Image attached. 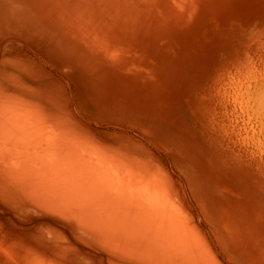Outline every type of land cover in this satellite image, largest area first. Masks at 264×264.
<instances>
[{
	"label": "bare ground",
	"instance_id": "1",
	"mask_svg": "<svg viewBox=\"0 0 264 264\" xmlns=\"http://www.w3.org/2000/svg\"><path fill=\"white\" fill-rule=\"evenodd\" d=\"M202 2L203 0H0V201L23 212L33 210L35 217L50 219L53 216L59 223L67 224L75 234L90 238L94 244L105 248L115 264H231V261L234 264H264L263 71L260 75L256 70L257 76L249 75L252 71L246 72L236 80L232 79L233 76L218 74L216 83L211 84V104L201 114L203 113L207 122L212 123L213 119L211 126L219 134L217 137H221L224 143L227 141L228 144H233L230 146L234 152L221 160H205V170L215 171L220 184L224 186L217 193L220 202L215 211L208 207L206 201L197 199L201 213L207 218L204 219L209 222L202 224V215L198 209L193 206V212H190V208L183 204L186 200H178V196L170 188L165 170L164 173L161 169L157 170L143 163L136 158V152L117 143L118 139L108 141L111 138L105 140L104 137H99L100 134L92 133L86 119L74 109L73 98L76 97L73 95L69 94V100L63 101L61 97L49 93L51 87L49 92L44 90L53 83L48 81L43 89L45 80L51 78L42 79L40 68L44 61L32 57L38 56V53L40 56L43 48L49 52L44 50L45 57L52 62L68 56L74 65L82 67L80 69L88 81L91 77H101L108 73L141 78L148 70L145 48L151 47L160 56V41L164 33L168 29L174 31L170 20L165 21L166 16L171 13L170 19L181 20L174 15L173 10L184 5L185 11H192L194 6L201 5ZM221 6L223 8L224 5ZM233 18L236 17L230 19ZM154 19L167 23V27L165 24L159 28L153 27L151 21ZM187 26L177 28L176 32L188 38L185 33L190 28ZM11 36L18 37L22 43L28 41L29 46L39 45L37 48H28V43L25 45L28 46L29 56L21 57L22 65L15 58L16 51L12 50L13 54L5 50ZM77 45H81L83 52ZM66 49L70 52L68 55ZM193 49H197L203 58L201 64L207 69L206 57L211 56L215 46H204L193 41L190 47L185 48V53ZM177 52V49L174 50L175 54ZM172 58L174 57L170 61ZM231 67L222 65L220 70H231ZM36 76L39 80L37 83L33 80ZM165 77L164 75L163 82ZM77 79L79 82V77ZM191 80L193 82L195 78ZM70 91L71 89L69 93ZM61 95L63 96L62 93ZM67 102L73 103L70 104L72 108H68ZM205 103L204 100V105ZM92 105L93 108L95 105ZM86 106L85 104L84 108ZM78 120L85 122L83 124L89 128L74 122ZM248 164L253 165L254 175L244 172V166ZM183 171L187 173L186 169ZM226 175L229 176L228 179ZM176 176L182 185L181 189L184 188L187 193L182 175ZM186 179L191 185L192 178L186 175ZM180 195L182 196L181 192ZM188 200L191 201L190 197ZM28 222L30 220L27 219ZM210 222L214 225L215 232L219 229L216 237L219 247L213 243L206 227ZM23 238L19 240L22 241ZM13 241L16 242L14 239ZM37 244L43 245L41 238ZM45 245L53 249L51 241H46ZM45 245L44 254L48 251ZM83 250L80 248L81 253ZM62 252L54 253L51 258L42 254L39 255L40 259L29 258L30 255L20 259L17 254L19 259L13 264H65L63 258L66 251ZM101 252L96 251L95 254L99 256ZM78 258V263L83 260Z\"/></svg>",
	"mask_w": 264,
	"mask_h": 264
},
{
	"label": "rangeland",
	"instance_id": "2",
	"mask_svg": "<svg viewBox=\"0 0 264 264\" xmlns=\"http://www.w3.org/2000/svg\"><path fill=\"white\" fill-rule=\"evenodd\" d=\"M190 1L194 2L196 0ZM227 1L228 0H203L202 3L204 4L200 3L202 6H194V10L192 11L190 9L185 11V6L181 5L180 9L173 10L174 15L181 18V20L178 21L170 19L172 18L171 13L169 14V16H166L165 21L167 19L170 20V25L174 26L172 27L174 31H170V29H168L164 33L160 41L162 55L160 54V56H158L157 51H153L151 47L145 48V54L147 55H145V58L148 63V70L144 74L146 75V77L144 75L140 78L125 74L108 73L106 74L107 76L104 75L101 77H91L90 81H88L85 77L84 72L80 69L82 67L74 65L73 62L69 60L68 56L64 59L57 58V63L49 61V58L45 57L44 50L49 53L45 48H43V50L41 51L42 53H40V56L39 53L38 56H32L35 58H40L41 61L45 62H43L42 68H40V70L42 71V79L45 80L46 77L51 78L45 80L46 82H44L43 89L45 88V85L48 81H51L53 83V86L51 85L44 90L49 92L51 87V91L49 93L53 94L56 97H61L63 101L69 100V94L73 95L77 99L73 98L72 96L73 100L75 99L76 101H73L74 104L72 102H67L68 108H72L71 105L73 104L74 109H77L76 111L79 112L78 114L86 119L85 122L87 121V125H90L92 127V129L90 127L92 133L97 135L100 134L101 136L99 135V137H104L103 139L111 138L108 141H114L118 139V142H115L120 143L125 147H129L131 150L136 152V158L142 160L143 163L151 165L154 169H161L160 171L162 172H164L165 170L166 173H164L167 175V177H169L168 182L170 188L176 193V195L178 196V200H180V202L186 200L185 203L183 202V204H186L185 206L188 209L190 208V212H193V206H195L198 209L199 213L202 215L200 216V218L202 219L200 220V222L202 224L209 222H206L205 219L207 218H205V216L201 213L197 199L206 201L208 207L215 211V207L218 208L220 202L217 198V193L219 192L221 187L224 186L220 184L219 176L215 171L205 170L204 167H206L205 164L207 162L205 160L211 162L215 161V159L221 160L224 156L231 155L234 152L233 148L230 146L233 144H228L227 141L224 143L221 141V137H217L218 133L215 131L214 126H211L214 122L213 119H211L212 116L209 114L212 123L207 122L204 116H202L204 110H206V107L211 104V84L212 82L216 83L218 74L230 75L233 76V80H236L242 74H246V72L252 71V73L249 75L254 76H257L256 70L260 75L264 72V0H230L228 1V4ZM215 2L219 5L215 4ZM220 4L224 5L223 8ZM203 5L207 8H205ZM232 17H236L237 19H230ZM163 24H165L167 27V23H162L158 19H154L151 21V25L155 28H159ZM186 26L190 28L185 33L188 38H185L184 35L176 32L177 28H186ZM173 34H176L175 36L177 39ZM13 37L14 36L8 38L5 50L12 52L13 54L16 51L15 58H17L21 62H19L18 64L22 65L23 60L21 57L29 56V52L27 49V47L29 46V42L27 41L22 43L20 42V40H18V37ZM170 37L174 38L171 39ZM169 41L171 43H169ZM193 41L200 42L204 46H215V50L211 54V56L214 54L215 56L206 57L208 63L207 69H205L201 64L203 62V58L200 56L197 49H193L189 53H185V48L190 47ZM229 43L232 44L230 45ZM26 44L28 45L27 47L25 46ZM31 46L33 48H37L39 45ZM31 46H29L28 48H31ZM77 46L82 50L81 45ZM176 49L178 52L175 54L174 50ZM12 50H14V52ZM88 52L89 49L85 53L88 54ZM260 52H262L263 55ZM69 53L70 52L67 50V55ZM252 53L253 55H251ZM171 57L174 58H172L173 60L170 61ZM222 65L230 67L232 66L231 70H220ZM252 66L254 69L252 68ZM257 68H259V70ZM58 69L60 72L58 71ZM61 71L63 72L61 73ZM163 73L166 76L164 78V82ZM262 75H264V73ZM78 77L79 82L77 79ZM124 77L125 79H123ZM36 78L37 76L34 77L33 80L37 83L39 80L38 78ZM192 78H195V81L192 82ZM124 80L127 81L124 82ZM66 82L69 84H67ZM129 84L134 85L130 86ZM102 87H104V90L102 89ZM135 87L137 88V90ZM138 88H142V90H139ZM70 89L72 92L70 91L69 93ZM82 89H84L85 92ZM129 89L132 90L130 91ZM144 89L146 92L144 91ZM148 92L149 94H147ZM61 93L63 94V96L61 95ZM72 93H74L75 95ZM135 95L137 96L136 99ZM77 96L79 97V99L81 97L82 98L78 100ZM130 99L132 101H130ZM198 99L200 100V102ZM83 100L87 103L83 102ZM204 100L206 101L205 105ZM91 101L95 104L92 105ZM78 103H80L81 105ZM85 104L87 105L86 107L88 109L84 108ZM91 105H95L93 108H95L96 110L93 109ZM195 107H197V109H195ZM89 109L91 110V113L89 112ZM82 110L84 113L82 112ZM94 111L97 113H93ZM201 112L203 113L201 114ZM71 113L73 116H76L74 115L73 111H71ZM92 113L95 115H93ZM85 115H87L88 117ZM74 122L82 124L83 126L86 124L85 122L79 120ZM104 122H107L108 124H105ZM88 126L85 125V127ZM119 126L120 129H118ZM93 127H95V129H93ZM209 127H211L212 129ZM128 128L132 131H130ZM96 129L99 130L96 131ZM101 129H103L105 133ZM213 132H216V135H213ZM133 133L136 134L134 135ZM126 134L129 137H127ZM140 139L144 141L141 142ZM238 151L241 157V151L239 149ZM158 157L160 160L158 159ZM161 159L163 165L161 163ZM167 164H170L169 167ZM244 167L245 173L254 175L252 164H248ZM183 169H186L187 173H185ZM174 172L182 175L187 188V193L185 192L184 188L181 189L182 185L179 184V179L176 176L179 174H175ZM186 175H189L192 178L191 185L187 182ZM228 178L229 176H227V179ZM174 179L176 182L174 181ZM176 185L179 186L177 187ZM179 191L181 192L182 196L180 195ZM188 197H190L191 201L188 200ZM15 211L17 213H15ZM37 213L39 214V212ZM34 214L35 212L33 210L23 212L15 206L6 205L0 201V264H13L14 261H17L19 259L17 258L18 256H16L17 254L19 255L20 259L29 255L31 256L29 258L40 259L39 255L43 254L51 258V255L54 256L57 253H63L62 251H66L63 258V262L65 264H74L73 262H75V264H84L86 262H90L92 264H115L113 261H111V255L109 254V252H106L105 248H101L100 246L94 244L90 238L83 236L82 238L80 235L75 234V232L71 230L67 224L63 222L59 223V221L54 219L51 214H49L50 217L52 216L50 219H45L40 216L35 217L33 216ZM27 219L30 220V223H27ZM209 221L211 220L209 219ZM54 224L57 225L55 226ZM206 227L212 237L213 243L216 247H219L216 241L219 229L215 232V230L213 229L214 225L211 224V222L210 225L208 224ZM17 229L22 230L20 231L21 233L18 232ZM16 234L19 237L15 236ZM45 235H47V238ZM19 238H23V240L20 241ZM40 238L43 245L37 244V241ZM13 239L15 241L17 239L20 242H14ZM24 241L28 246L26 244L24 246ZM46 241H51L53 247L52 250L47 245H45ZM74 244L76 245V247ZM44 245L48 250L45 251V254L43 251ZM14 246L17 247L16 250ZM29 246H32L33 248ZM79 247L81 248V250L84 249L83 253H81ZM4 249L7 251H5ZM8 249L10 250L8 251ZM40 249L43 251L42 254H40ZM35 250H37L38 252ZM70 251H75V253H72ZM96 251L102 252L99 256H97L95 254ZM77 256L83 258V260L79 263V258ZM231 264H234V262L231 261Z\"/></svg>",
	"mask_w": 264,
	"mask_h": 264
}]
</instances>
